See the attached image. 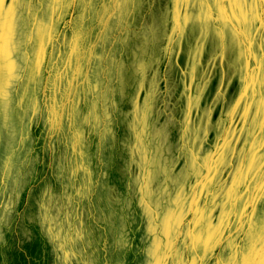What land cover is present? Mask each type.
<instances>
[{"label": "rangeland", "instance_id": "1", "mask_svg": "<svg viewBox=\"0 0 264 264\" xmlns=\"http://www.w3.org/2000/svg\"><path fill=\"white\" fill-rule=\"evenodd\" d=\"M0 264H264V0H2Z\"/></svg>", "mask_w": 264, "mask_h": 264}, {"label": "crops", "instance_id": "2", "mask_svg": "<svg viewBox=\"0 0 264 264\" xmlns=\"http://www.w3.org/2000/svg\"><path fill=\"white\" fill-rule=\"evenodd\" d=\"M1 10H2V0H0V13H1Z\"/></svg>", "mask_w": 264, "mask_h": 264}]
</instances>
